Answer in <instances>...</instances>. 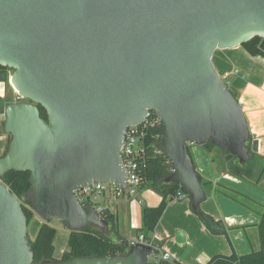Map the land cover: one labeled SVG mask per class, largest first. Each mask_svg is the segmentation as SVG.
<instances>
[{"label":"water","instance_id":"water-1","mask_svg":"<svg viewBox=\"0 0 264 264\" xmlns=\"http://www.w3.org/2000/svg\"><path fill=\"white\" fill-rule=\"evenodd\" d=\"M255 37L264 38V0H0V65L14 69L24 98L3 106L11 139L0 157V264H35L22 202L1 177L29 171L26 196L46 221L107 228L76 191L127 187L126 131L151 111L157 148L175 168L165 182L185 188L198 213L206 192L189 145L211 142L241 163L258 149L213 61L215 50ZM159 253L138 241L121 254L42 264H151Z\"/></svg>","mask_w":264,"mask_h":264},{"label":"crops","instance_id":"crops-1","mask_svg":"<svg viewBox=\"0 0 264 264\" xmlns=\"http://www.w3.org/2000/svg\"><path fill=\"white\" fill-rule=\"evenodd\" d=\"M213 61L220 74L229 81L231 89L238 95L252 138L258 140V149L253 150L255 154L252 157L257 160L253 168L256 167V173H259L258 182L260 183L264 180V58L253 56L242 45H238L233 48L215 50ZM201 147L205 146H196V154L200 155V151L204 152ZM189 149L191 150V146ZM220 155L225 162L224 169L222 168L220 172L222 176L214 178L212 169L206 162H203L204 165L200 164L198 169L203 179L208 181L204 186L206 199L201 203L200 208L216 219L222 220L228 228L229 236L211 233L201 216L192 209L191 200L188 197L180 198L176 195L169 199L167 208L153 234L157 245L161 247L160 251L169 252L172 257L171 261L165 260L163 264H209L216 255H231L234 252L248 253L250 251L248 241L249 238L252 239L249 232H252L258 243L257 231L251 227L259 221L258 215L218 191V187L223 181L229 186L238 184L253 198H257L259 193L246 186L241 181V177L230 171L233 162L227 158V155ZM206 160L208 161V158ZM140 197L143 203L150 206H156L162 201V196L151 188L143 189ZM99 202L108 206L117 215L118 228L123 236L129 239L138 238V228L142 226V204L138 200L131 199L127 203L124 199L114 200L112 194L107 193ZM124 219L127 222L126 232L120 230ZM41 224L38 221L32 223L31 238H35ZM243 225L246 227L243 228ZM63 251L57 252L55 246V257L61 258ZM153 257L151 256V261Z\"/></svg>","mask_w":264,"mask_h":264},{"label":"trees","instance_id":"trees-1","mask_svg":"<svg viewBox=\"0 0 264 264\" xmlns=\"http://www.w3.org/2000/svg\"><path fill=\"white\" fill-rule=\"evenodd\" d=\"M241 45L249 54L264 58V38L255 37ZM6 68L9 67L0 65V74L3 73V69ZM228 86L231 89L230 85ZM235 95L238 98L236 93ZM40 110L41 115L47 118V112L41 105ZM145 127L146 136L144 138V150L136 159L138 173L141 177V190L145 188L153 189L162 196V201L156 206L146 205L145 203L142 204V226L138 228V236L142 234L145 241L157 245L153 234L167 208L169 199L181 192L189 193L185 188L180 187L176 183L165 182L166 177L172 173L171 169L173 166L170 159L157 148V144L161 139V132L155 111L151 112ZM203 146L206 148L215 147L211 142ZM222 151L227 155L228 159L232 160L233 164L230 166V171L234 175L241 178H251L253 174V164L250 160L255 154L252 149L250 150V159L245 163H241L238 158L232 154L224 150ZM1 178L9 189L21 200L22 208L27 216L29 226V223L36 215L31 199L26 196L31 189L30 172L10 170ZM202 183L204 187L208 181L203 179ZM218 191L252 211L256 210L255 205L259 203L250 195L225 184H219ZM88 204L89 203L85 202V205ZM261 205L260 220L256 224H253L257 226L258 230V249H251L248 253L244 254L234 252L231 255H216L211 259L209 264H264V203H261ZM198 214L211 233L226 234L229 236L228 228L222 220L216 219L213 215L203 211L201 208ZM101 215L109 221V227L103 229L94 225H88L81 230L70 229L68 249L64 252L61 259H68L71 256H111L125 253L128 250L131 245V240L120 233L117 215L109 208H106ZM242 227L245 228L246 225ZM111 233H116L117 238L114 239ZM56 236L57 228L53 226L50 221L45 220L40 225L35 238H28L34 252L35 264H42L43 260L56 258L54 255ZM249 241H251V239H249ZM252 246L254 245L252 244ZM164 261L165 260H160L157 264H163Z\"/></svg>","mask_w":264,"mask_h":264},{"label":"rangeland","instance_id":"rangeland-1","mask_svg":"<svg viewBox=\"0 0 264 264\" xmlns=\"http://www.w3.org/2000/svg\"><path fill=\"white\" fill-rule=\"evenodd\" d=\"M13 72H14L13 68H7V70H5L3 73L0 74V110L1 109L3 110V106L7 102L22 100V99H19L20 95L18 94V92L16 91V89L13 87V85L10 82V79H11ZM223 79L225 80V82L228 85H230L229 81L226 78H223ZM10 139H11V136L9 134H6L4 131V119H2V120H0V157L2 154L6 153ZM190 146H191V150L190 149L189 150L191 152V156L193 158V161H194L197 169H200L199 168L200 164L204 165L203 162L204 163L206 162V164H209L210 168L212 169V172H213L212 174L214 175V178L215 177L217 178L219 175L222 176V174H220V172L222 171V168L224 169V166H225V162L220 155V154H225L222 151V149H220L217 146H215V147L213 146V147H211V149H208L206 147H201V150H203L204 152L200 151V155H198V154H196L195 148H196V146H199V145L191 144ZM197 155H198V158H197ZM205 156H206V158H208V161L206 160V158H203ZM255 160H254V157H252L250 162L252 164H254ZM256 164H254V165H256ZM255 169H256V167H255ZM258 177H259V173H256V170H255L250 179H247V178H240V179L246 186H249L254 192L259 193V194H257V198H254L259 203L255 205L256 210L253 212H254V214L258 215L259 220H260V211L262 209L261 203H264V180H261L259 183ZM221 183L225 184V182H223V181ZM225 185H227V184H225ZM235 185L236 186H230V187L238 189V187H239L238 184L235 183ZM239 189H241V190H239ZM239 189H238L239 191L247 193V192L243 191L242 188L239 187ZM246 191H248V190H246ZM250 191L251 190H249V192ZM254 192H252V193H254ZM253 195L255 196V193ZM145 204L148 205L147 203H145ZM35 221L43 223L45 220L42 217H40L38 214H36V216L29 223V226L27 229L28 238H31L30 235L32 233V228H33L32 223ZM50 223L57 228V236L55 239V246L57 248V252L61 253V250H64L63 252H65L68 249V240H69L70 228L65 224V222L63 220H52V221H50ZM122 224H123V227L120 230L123 232H126L125 227L127 225V222L125 219L122 222ZM251 227H254V229L257 231V234H258L257 226L251 225ZM249 233H250V237L252 238L251 241H248L250 250L251 249H258L259 243H256L257 241H255V238H254V235L252 234V232H249ZM111 236L114 239L117 238L116 233H111ZM253 238H254V240H253ZM258 242H259V237H258ZM252 244L254 246H252Z\"/></svg>","mask_w":264,"mask_h":264},{"label":"built area","instance_id":"built-area-1","mask_svg":"<svg viewBox=\"0 0 264 264\" xmlns=\"http://www.w3.org/2000/svg\"><path fill=\"white\" fill-rule=\"evenodd\" d=\"M222 77L226 78L224 76ZM151 112L142 124L130 126L127 128L126 131L124 143L121 148V153L124 159V163L128 168L127 187L124 189L123 187L116 185L113 182H107V183L98 182V183H93L91 185H86L85 187L78 189L76 191V195L82 201L83 204L87 202L89 203L88 205H94L97 211L101 214L102 212H104L106 208H109L108 206H104L99 202L100 199L105 198L107 193H111L112 198L114 200L124 199L128 203L131 199H136L139 201V203L143 204L144 201L140 197V193L142 191L141 177L138 173V164L136 159L138 158V156L142 154L144 150V138L146 136L145 125H147ZM2 119H4V112L3 110H0V120ZM157 122L159 123L158 116H157ZM173 171H175L174 167H172L171 169V172ZM177 196H179L180 198H185L188 197V194L181 192L177 194ZM130 240H131V244L138 241L149 243L144 240V236L142 234L138 236V238L130 239ZM155 246L161 250L160 246L157 245ZM152 256L154 257L152 261L150 259L151 264H157L160 260H167V261L172 260L170 253L166 251L165 252L160 251L158 255H152Z\"/></svg>","mask_w":264,"mask_h":264},{"label":"flooded vegetation","instance_id":"flooded-vegetation-1","mask_svg":"<svg viewBox=\"0 0 264 264\" xmlns=\"http://www.w3.org/2000/svg\"><path fill=\"white\" fill-rule=\"evenodd\" d=\"M5 70H7V68L6 69H3V71H5ZM19 99H24V98H22L21 96H19ZM26 100H28V99H26ZM2 110V109H1ZM2 155H4V154H2ZM1 155V156H2Z\"/></svg>","mask_w":264,"mask_h":264}]
</instances>
